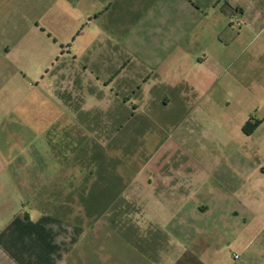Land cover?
Here are the masks:
<instances>
[{
    "label": "crops",
    "instance_id": "1",
    "mask_svg": "<svg viewBox=\"0 0 264 264\" xmlns=\"http://www.w3.org/2000/svg\"><path fill=\"white\" fill-rule=\"evenodd\" d=\"M91 1L101 4L91 22L106 31L97 58L108 67L85 86L99 96L107 92L111 112L83 119V101L70 98L63 106L72 118L43 124L38 137L32 120H0V264H203L207 248L195 244L187 215L172 217L181 223L167 230L155 213L165 204L189 205L176 178L181 168L160 167L170 155L157 159L163 143L152 141L146 150V134L156 136L159 125L133 143L124 131L131 123L136 134L140 108L131 101L141 100L152 78L177 86L167 80L174 56L209 13L222 9L257 23L264 20V0H250L249 13L243 0ZM64 3L58 0L57 14ZM33 29L46 31L38 23ZM10 53L8 46L0 48V58ZM116 57L125 63L109 73ZM132 63L140 72L128 71ZM69 78L67 93H78L83 80L74 72ZM99 235L107 238L105 249L98 247Z\"/></svg>",
    "mask_w": 264,
    "mask_h": 264
},
{
    "label": "rangeland",
    "instance_id": "2",
    "mask_svg": "<svg viewBox=\"0 0 264 264\" xmlns=\"http://www.w3.org/2000/svg\"><path fill=\"white\" fill-rule=\"evenodd\" d=\"M57 2L2 0L0 5V48L6 45L11 52L0 58V120H32L35 137L43 124L72 118L63 106L70 98L83 101V119L111 112L107 92L99 96L85 86L107 66L97 58L106 31L101 22H91L101 4L65 0L64 12L57 14ZM242 3L248 13L253 9L250 0ZM243 19L222 9L209 13L181 47L185 51L174 56L167 80L177 86L152 78L141 100L131 101V107L138 103L140 108L136 134L131 123L124 131L133 143L159 125L156 136L146 134V150L152 141L163 143L157 159L170 155L160 167L181 168L176 178L189 205L165 204L155 213L167 230L187 215L195 244L207 248L203 264H264V20ZM36 23L46 31L34 30ZM116 58L109 73L125 63ZM136 65L128 71L140 72ZM73 72L84 84L68 94ZM166 97L171 100L167 107ZM105 238L96 239L98 247L106 248Z\"/></svg>",
    "mask_w": 264,
    "mask_h": 264
},
{
    "label": "trees",
    "instance_id": "3",
    "mask_svg": "<svg viewBox=\"0 0 264 264\" xmlns=\"http://www.w3.org/2000/svg\"><path fill=\"white\" fill-rule=\"evenodd\" d=\"M256 126H257V125H256ZM248 127H250V123H247V124L245 125V127L243 128V130L246 131ZM253 127H255V126H253Z\"/></svg>",
    "mask_w": 264,
    "mask_h": 264
},
{
    "label": "built area",
    "instance_id": "4",
    "mask_svg": "<svg viewBox=\"0 0 264 264\" xmlns=\"http://www.w3.org/2000/svg\"><path fill=\"white\" fill-rule=\"evenodd\" d=\"M238 258V256L237 255H234V259L236 260Z\"/></svg>",
    "mask_w": 264,
    "mask_h": 264
}]
</instances>
